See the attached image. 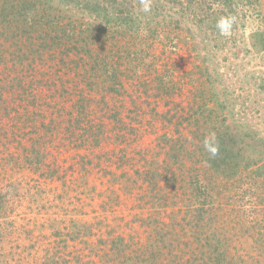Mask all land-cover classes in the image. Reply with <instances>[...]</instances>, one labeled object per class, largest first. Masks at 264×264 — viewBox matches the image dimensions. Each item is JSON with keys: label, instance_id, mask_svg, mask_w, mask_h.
Returning <instances> with one entry per match:
<instances>
[{"label": "rangeland", "instance_id": "obj_1", "mask_svg": "<svg viewBox=\"0 0 264 264\" xmlns=\"http://www.w3.org/2000/svg\"><path fill=\"white\" fill-rule=\"evenodd\" d=\"M195 1L0 13V264H264V0Z\"/></svg>", "mask_w": 264, "mask_h": 264}, {"label": "trees", "instance_id": "obj_2", "mask_svg": "<svg viewBox=\"0 0 264 264\" xmlns=\"http://www.w3.org/2000/svg\"><path fill=\"white\" fill-rule=\"evenodd\" d=\"M83 1L85 2V6L89 7L85 8L84 10H87L92 16H99L101 14H103V10H105V12H108V15L106 17V19H119L122 18L123 15L126 16V19H141V17L145 16V13H143V6L142 3L144 0H136L137 1V5H140V8L136 7V4L133 3H129L127 4V2H125V9L123 11L121 10H117L115 9L114 6H117L120 2V0H2V3L0 4V13L5 12L7 10H11L13 13L9 15V17H7L6 19H23V18H27V15H24V10L25 11H29L30 17L32 19H36V15L34 14V17L32 15V12L34 10L35 11H40L42 14H40V16H38V19H52V16H55L56 19H61L60 15L58 12H55L54 15V11H56V4H62V5H66V6H70V4H73L74 2H80ZM179 2L183 7H187L188 10H197V9H202L201 4L198 5H193L196 3L195 0H189L188 3H183L182 0H175V2ZM110 4V5H109ZM41 6V7H40ZM95 6V7H94ZM109 6H112L114 9V12H110L108 10ZM139 10V11H137ZM22 11V12H21ZM21 12V13H20ZM206 12L201 11L199 14H196L195 12L193 13V16L196 17V15H199V19H207L208 21L210 20V17L206 18L204 17ZM38 14V12H37ZM106 16V15H105ZM95 18V17H94ZM167 18V17H165ZM136 28L135 25H132L130 27V29L134 30ZM227 29L229 30V27H227ZM136 30V29H135ZM6 31V29H5ZM138 36V35H137ZM0 106L3 108V110L0 108V111H4L7 110L8 106H6V100H2L0 102ZM9 109V108H8ZM104 109V108H102ZM102 112V111H101ZM81 119V118H80ZM86 121V119L84 120ZM83 121V122H84ZM36 122H38V120L36 119ZM78 122H81L80 120ZM88 123H92V121H89ZM47 128V126H46ZM214 128H216V130L213 131V133L211 132L210 137L205 139V142H208V146L210 149H208L207 151V158H208V164L209 166L212 168L213 171L217 172L219 170L222 171V174L225 178V180L230 179L231 176V172L234 170L233 163H232V159L235 158V152L237 151L235 148H233V143H229L228 144V137L230 141H235L238 140L237 138H239V136L235 133H220L218 131V124L214 126ZM54 129V128H51ZM57 129L58 125H57ZM61 129V128H60ZM102 129V128H101ZM218 131V133H217ZM262 145V144H260ZM221 147H223L224 152L226 153V159L230 162L225 163L224 166L219 165L217 163H215L214 165H212L213 160H215L217 158V154L216 152L218 151V149ZM245 148H249V145L244 146L243 149H241V153ZM216 149V150H215ZM208 152H213L214 156L211 157ZM238 154L240 151H237ZM218 153V152H217ZM240 159H243V157L239 154ZM217 160V159H216ZM230 163V164H229ZM241 166H242V162H241ZM250 167V166H249ZM264 167L260 170V172H258V174H263ZM238 172L237 169L234 171V173ZM258 176V175H257ZM259 177V176H258ZM263 177L264 176H260ZM220 249H218V252L221 254V256L225 259V256L228 260V251H224L223 253L220 252ZM228 250V248H226ZM200 253H204L202 252V249L200 250ZM230 261V260H228Z\"/></svg>", "mask_w": 264, "mask_h": 264}, {"label": "clouds", "instance_id": "obj_3", "mask_svg": "<svg viewBox=\"0 0 264 264\" xmlns=\"http://www.w3.org/2000/svg\"><path fill=\"white\" fill-rule=\"evenodd\" d=\"M144 11H148V8L145 7V8H144ZM218 26L221 28V30H222L223 32H226V31H227L228 24H227V22L224 21L223 19L220 21V23H219Z\"/></svg>", "mask_w": 264, "mask_h": 264}]
</instances>
